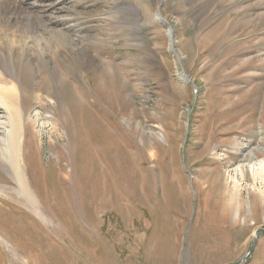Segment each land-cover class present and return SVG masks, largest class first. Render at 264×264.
Listing matches in <instances>:
<instances>
[{"label": "rangeland", "instance_id": "obj_1", "mask_svg": "<svg viewBox=\"0 0 264 264\" xmlns=\"http://www.w3.org/2000/svg\"><path fill=\"white\" fill-rule=\"evenodd\" d=\"M22 1L0 9V63L27 90L41 207L0 144L2 261L26 264L18 250L36 264L241 260L264 229V0ZM45 84L53 99L37 94ZM241 264H264V234Z\"/></svg>", "mask_w": 264, "mask_h": 264}, {"label": "bare ground", "instance_id": "obj_2", "mask_svg": "<svg viewBox=\"0 0 264 264\" xmlns=\"http://www.w3.org/2000/svg\"><path fill=\"white\" fill-rule=\"evenodd\" d=\"M21 1L22 0H19V1H17V0L0 1V9H3L4 5H9L8 6L9 8L13 7V8H18V9H24L22 4H21ZM24 1L25 0H23L22 3ZM5 7H7V6H5ZM169 31H170L169 37L172 40L171 36L173 34V31H171V30H169ZM3 34H4V32L0 29V38H2ZM173 36L175 37V34ZM36 40H37V42L39 41V46H41V45L46 46L47 45L46 41H45L46 42L45 44L43 42L44 41L43 36L39 37V35H37ZM8 42L10 43L9 40H8ZM0 65H4L3 67L0 66V108L2 110V113L0 112V130L3 129V132H2L3 133V135H2L3 141L0 144L2 145V151L4 153L2 158L7 163H9V167L14 172L15 177H16V181H17V183H19L18 184L20 187L19 190L22 193H24L27 196V199H29L33 203V205L35 207H37V209L39 210V208L41 207L40 206V200H39L36 192L33 189L34 179L32 178L33 175L31 174L32 172L30 171L31 162H30V160H27V156L29 155L30 157H35V158H39V159H40V156H39V154H36V153L31 154V151H29L30 149L27 147L28 123L27 124L25 123V116H26L25 108L20 102L21 93L22 92L27 93V90L25 89L24 86L22 88L20 87V85L17 81V75H16V79H15V73L12 69L13 66L8 61L7 58H4V63L3 64L0 63ZM62 77H64V76H62ZM44 89H45L44 91L39 89L40 91L37 92V94L40 92H43L44 96L47 95L45 97H51V94L49 93V86L47 84L44 85ZM62 92H65V91H62ZM65 94H67V93L65 92ZM41 110H40V108L36 110L35 116H34L35 122L42 119V123L44 124L47 118L43 115V113H44L43 108H41ZM29 124H31V123H29ZM77 150H78V146L76 145V151ZM249 154L251 156L250 159H254V157H258V154L254 150H251ZM89 157H90L89 151L83 150V154L81 156L79 164L81 162V166H82V164H83V166L86 165V168L89 169V165H88ZM63 160H66L65 155L59 158V161L62 162ZM260 165L261 166L259 168L258 173L262 176V178H264V161H262V163ZM50 166H51V164H49L48 167L45 168L46 179H44V184L45 183L49 184L48 181H50L53 178V176L49 174V170L51 168ZM70 173L72 175L73 171H71ZM69 179H70V174H69ZM69 179L64 177L63 179H61V181H62V183H64L65 180H69ZM48 189L49 188L46 187V190H48ZM67 192H68V190H67ZM72 193H74V191L68 192V194H66L65 196L60 197V199L64 200L68 204V206L63 211V213H66V214L63 215L62 217L65 220L70 221V223H72L73 219H78L79 217L77 215L81 214V212L78 213V208H77V201H79L78 196H76L75 193L74 194H72ZM97 195H98V193H97ZM80 203H82V202L80 201ZM51 209L53 210L52 206H51ZM53 212H54V210H53ZM58 212L61 213L60 211H58ZM16 217H19V215H16ZM19 223H21V224L24 223V226L27 228V221H25L24 217H22V216L19 217L18 224ZM37 244H39V243H37ZM0 248H1V245H0ZM15 254H17V256L19 258H23V260H24V262H26V264H36L32 260V256L23 257L21 254V250H18L17 252H15ZM1 255L4 256V253ZM0 262H1V264H5L1 258H0ZM12 264H21V263L17 259H15V261L12 262Z\"/></svg>", "mask_w": 264, "mask_h": 264}, {"label": "water", "instance_id": "obj_3", "mask_svg": "<svg viewBox=\"0 0 264 264\" xmlns=\"http://www.w3.org/2000/svg\"><path fill=\"white\" fill-rule=\"evenodd\" d=\"M167 23L169 24V22H167ZM169 27H170L169 30L173 31V34L171 36L172 37L171 46L173 47L174 46V36H173L174 35V29H173V27H172L171 24H169ZM262 234H264V229L256 232L255 237H254L255 239H254V242H253L252 247L248 250V252L246 253V255L241 260H239V261H237L235 263H232V264H241L243 261L247 260L250 257V255L252 254V252L254 251V248L257 245V241H258L260 235H262Z\"/></svg>", "mask_w": 264, "mask_h": 264}]
</instances>
